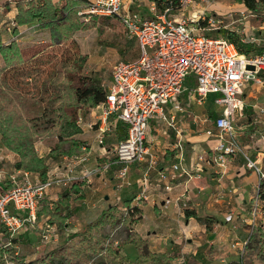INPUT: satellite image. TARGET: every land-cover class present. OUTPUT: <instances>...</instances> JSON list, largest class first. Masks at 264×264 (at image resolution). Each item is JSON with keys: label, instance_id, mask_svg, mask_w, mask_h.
Masks as SVG:
<instances>
[{"label": "built area", "instance_id": "built-area-1", "mask_svg": "<svg viewBox=\"0 0 264 264\" xmlns=\"http://www.w3.org/2000/svg\"><path fill=\"white\" fill-rule=\"evenodd\" d=\"M26 1V0H25ZM40 1V0H35ZM192 0H178V6H190ZM56 2V3H55ZM54 4L61 6V0ZM208 5V0H201ZM123 0H89L86 8L78 12L84 21L91 17L117 18L124 26L129 37L136 41L139 57L133 61H117L111 70L110 81L106 87L105 100L96 108L100 110L98 122L86 123L78 118L77 125L97 131V142L102 145L105 135L117 130V123L124 124L126 137L113 149L112 162L97 164L88 169L87 148L63 157L62 164H57L43 180H34L28 171L16 169L5 171L0 166V226L1 236L16 238L31 231L37 222L38 209L42 201L53 189L66 190L78 182H91L92 179L106 173L112 164H116L115 189L117 191L130 185L129 166L144 161L149 155L146 145L151 122H163L176 130V115L185 113L193 103L204 104L211 96V102L218 107L219 113L213 121L214 130L207 131L208 136L215 135L216 145L210 152L197 156L194 173L182 167L180 159L165 171L158 173L159 179L170 182L178 177H199L203 164L214 163L224 169L230 157L241 151L235 121L244 111L243 93L251 82L259 81V74L264 70V49L256 54H240L235 45L223 38H213L200 31L217 29L214 17L194 15L192 19L171 18L173 3L169 1L159 9L152 3L150 19L122 13ZM250 15L253 14L250 12ZM204 22V27H189L191 21ZM16 27L11 19L6 30L11 34ZM243 42H253L242 39ZM192 78L191 85H185L186 78ZM186 93V94H185ZM183 96L185 98L183 99ZM169 107L172 114L167 116ZM258 114H264V104ZM174 149L182 157L183 143L178 138ZM244 166L258 179V192L250 206L248 217L244 220L250 227L264 226V168L258 159H251L244 154ZM153 165V162L150 161ZM140 192L138 200L143 198L149 188V175L145 172L138 180ZM165 193L172 190L171 184L164 186ZM166 197L164 203H170ZM134 206H129L131 211ZM238 218L225 217L226 223L237 227ZM260 223L262 224H259ZM40 238L44 242L51 240L50 227L43 226ZM248 239L231 244V248L242 254L247 249ZM10 241L7 243L8 247ZM5 247V248H6ZM5 264H15L6 254Z\"/></svg>", "mask_w": 264, "mask_h": 264}, {"label": "rangeland", "instance_id": "rangeland-1", "mask_svg": "<svg viewBox=\"0 0 264 264\" xmlns=\"http://www.w3.org/2000/svg\"><path fill=\"white\" fill-rule=\"evenodd\" d=\"M17 1L20 0H0L1 39L5 44L15 41L20 47L37 44L40 40L39 45H41L42 51L34 62V66L40 72H48L53 64L66 61V71L77 72L80 77L95 78L101 85L107 87L112 67L117 61H133L139 56L136 41L127 35L124 26L115 18L91 17L84 21L82 16L78 15V12L83 10L82 8H79L77 15L75 14L78 28L72 29L71 26L70 37L61 43L51 45L48 30H40L37 22L20 27V32L11 34L6 30V27L13 17L11 15L16 14ZM61 1L64 4L67 0ZM208 2L211 8L204 10H202L201 0H192L190 6L185 8L173 7L171 18L189 20L190 13L201 15L204 11L203 15L212 16L215 20L220 21L215 24L217 29L200 31L204 35L218 37L220 31H234L242 39L248 41L254 39L253 42H249L254 50L264 49V13L250 15V11L245 8L242 0H208ZM157 5L161 9L165 4L163 0H159ZM198 7L202 11L196 13ZM212 9L218 10L219 13H215ZM227 12L229 13L226 14ZM204 26L206 24L201 20L200 22L191 21L189 25V27ZM83 56L86 60L82 64L80 58ZM76 66H79V69H76ZM191 80L192 78L188 76L185 85L190 86ZM69 97L71 95L67 91L66 99L68 100ZM210 98L211 96L208 97V100ZM201 106L202 104L193 103L188 109L189 113L186 111L182 114L184 115L182 117H186L188 120L187 129L192 131L201 129L191 133L192 139L200 138V141L208 137L206 126L209 125L203 121ZM79 117L84 120V115L81 113L78 114ZM150 124L152 126L154 123ZM123 126L124 124L120 123L117 133L107 137L111 143L115 144L117 140H120L124 134V131L121 130ZM83 128H80L81 132L74 138L60 142L57 137V126L47 128L40 126L37 134L33 136L36 155L47 163V167L54 161L56 165L62 164L64 156L77 152L79 145L76 146L72 142L78 141L77 137L81 136ZM170 130L172 129L163 124L161 128L158 127L156 131L147 134L146 144L152 146V162L155 168H158L165 153L170 152L168 149L171 148L170 143L176 134L173 130L171 138L173 140H170ZM151 135H155V137L151 139ZM210 138L212 137L209 136L208 140ZM3 147L0 136L1 167L7 172H11L12 167L18 161V156L6 159L5 155L13 152L4 151ZM58 153L62 154L58 155ZM258 156H262V154ZM251 158L255 157L252 155ZM111 170L110 174L106 175L107 182L104 184L102 182L101 190H96V192L87 190V194H80V189H76L68 201L69 209L63 203L55 209L58 213L64 214L68 210L70 213L67 219V222L70 223L69 227L77 224L76 222L79 220L81 226H84L83 230L75 233H71L65 228L55 230L51 240L44 242L40 238L41 233L44 232L43 229L34 227L31 237L23 236L7 248L5 247L10 239L7 235L0 236V249H6L5 253L15 263L45 259L67 245L69 252L66 255H60L53 261L46 260V264H264V261L256 255L260 243L264 241L261 227H256L248 241L247 249L242 254L229 246L232 239L226 229H222L216 234H210L209 228L203 222L204 217H200L201 220L194 217L195 219L190 221L187 216L177 217L176 215L175 218H168L166 221V219L155 220L147 215L141 216L139 213L132 216V212L127 211L130 201L125 202L123 199H117L126 190L121 189L115 194L110 192L112 184L117 183L116 178L110 179L115 167H112ZM97 186L95 183L91 189L93 190ZM104 194L111 195V199L105 200ZM133 196H135V192L128 195L130 198ZM84 198H88L87 207L86 203L81 201ZM108 202L113 205L110 209L106 206ZM69 234L74 236L67 241ZM222 237L224 238L220 239ZM188 239L189 241H187ZM245 239L247 238L243 239L242 237L239 240L245 241ZM222 259H225V262H221Z\"/></svg>", "mask_w": 264, "mask_h": 264}, {"label": "crops", "instance_id": "crops-1", "mask_svg": "<svg viewBox=\"0 0 264 264\" xmlns=\"http://www.w3.org/2000/svg\"><path fill=\"white\" fill-rule=\"evenodd\" d=\"M86 1L89 2V0ZM163 1L165 4L167 0ZM54 2L55 0H52L53 4ZM157 2H159V0H123L122 13H129L140 16L144 19H150L154 16L150 12V6L152 5V3ZM60 5H63V1ZM209 7L210 5L206 6L203 4L202 10ZM202 10L199 8L196 13L201 12ZM213 11L215 13H219L218 10L216 11V9H214ZM229 12H227L226 14H228ZM9 14L12 13L9 12ZM14 15H11L13 16V19L15 17ZM194 15L196 14L190 13V17L188 18L192 19ZM19 28L18 31L20 32L21 30ZM184 98L185 96H183V99ZM243 101L245 104L244 111L241 115L237 116L235 121V125L238 131V141L241 145L242 152L230 157L224 169H221L214 163H205L203 164L200 176L197 178L192 177L191 179H189L187 176H181L172 182L167 179H159L158 173L160 171L167 170L171 164L176 163L179 159L181 161L182 167L186 168L189 173H194V164L196 162L197 156L202 152H210L217 143V139L214 134L209 140V136L201 139V141L200 138L192 139L191 133L198 132L201 129H196L194 131L187 129L188 126L186 125L188 123V120L186 119V117H182L184 116L182 115L183 113H180L176 115L175 120V126L179 131V134H175V138L173 140L171 139L173 136V130H170L171 132L169 133L170 140H173L170 143L171 148L168 149L170 150V152L165 153L162 161L158 164V168H155L150 164V161H153V152L151 150L152 146H148L146 144L149 150V155L146 156L144 161L135 162L129 166L128 181L130 185L125 186L122 189H125L126 192L120 194L119 198L117 199H123L125 202L130 201V206L137 207V213H139L141 216L147 215L148 217L155 220L166 219V221H168V218H175L176 215L177 217H186L185 211L193 212L199 218H206L209 216L215 219V223L211 226V228L208 229L210 231V234H216L218 231L226 229L232 239L230 245L235 242H241L239 239L242 237L243 239L247 238L249 240L256 227H250L246 222H244V220L248 217L250 206L253 203L255 196L257 195L258 179L254 173L245 168L244 154L248 155L250 158L253 155L255 157L254 159H258L260 167L264 168V114L259 115L257 109L264 104V70L259 74L258 82H251L246 86L243 93ZM200 108L203 109V121L209 123V125L207 124L206 126L207 131L211 130L215 132L213 121L219 113L218 107L214 106L210 99L207 100L206 103L202 104ZM166 112L167 116H171L170 114H172V112L170 111L169 107L167 108ZM99 117L100 110L98 108H94L84 115V120L86 123L96 121L98 122ZM163 124L166 125V123L163 122L154 123L151 126L149 132L151 133V131H156L157 128H161ZM194 124H196V122H194ZM84 128L81 136L77 137L78 141L80 142L78 146L79 148L77 147V152L80 151L81 147L85 146L87 148L90 157L88 163L85 164V167L88 169H92L97 164H102L108 161L112 162V152L119 140H117V142L114 144L113 142L111 143L109 139H107V137L109 138V136H111L112 134L117 133V131L119 130V124L117 123V130L109 132L105 135L102 145L98 144L97 142L96 127H94V130ZM174 131L176 132V130ZM153 137H155V135H151V139ZM178 138H181L183 143V151L181 154L182 157H180L178 151L174 149V144ZM3 150L6 151L7 149L3 147ZM259 154H262V156H258ZM15 156L16 154L13 153L5 155L6 159H10L12 157L15 158ZM0 158L2 159V157ZM55 165V161L51 162V165L47 167L44 176H41L38 172H28L30 173L32 179L43 180L46 178L49 171H51V169L55 167ZM46 166H48L47 163ZM112 167H115V170L111 173L112 175L110 176V179L113 180L116 178V171L118 169V166L116 164H112L110 169L106 173H101L95 176L89 183L86 181H81L73 184L66 190H51L39 206L35 227L42 229L43 226H49L51 236L53 237V232L55 230H61L57 227L58 217L56 213H58V211L55 210L58 208V205L62 203L61 195L66 191L69 193L70 199L71 195L76 189H80V194H87V190H90V192H96V190H99L102 186V182L103 184L107 182L106 175L110 174V172L112 171ZM16 169L17 168L13 166L11 171H14ZM145 172H148L150 184L144 197L138 200L140 189L137 184V180ZM95 183L98 186L97 188L92 190L91 188L94 187ZM115 184H112L110 190V192L113 194L117 192V190L115 189ZM167 184H171L172 190L165 193L164 186ZM132 192H135V196L131 198L128 197V195ZM166 197H169L171 200L168 204L164 203V199ZM103 198L105 200H110L111 195L104 194ZM81 201L86 203L87 207L88 198H84ZM106 206L107 208H111L113 205L108 202ZM230 214L238 218L236 228H233L232 223L225 222V217ZM188 219L191 221L195 218L191 216ZM76 223L77 224H73L70 228V223L66 220L64 228L71 233H75L84 229V226H81V222L79 220ZM259 224L262 223H260L259 221ZM261 228L264 234V226H262ZM1 232L2 227L0 226V236ZM32 233L33 230L16 238L10 239V244H15L16 240H20V238L23 236L31 237ZM223 238L224 237L220 239ZM187 241H189V239ZM221 262H225V259H222Z\"/></svg>", "mask_w": 264, "mask_h": 264}, {"label": "trees", "instance_id": "trees-1", "mask_svg": "<svg viewBox=\"0 0 264 264\" xmlns=\"http://www.w3.org/2000/svg\"><path fill=\"white\" fill-rule=\"evenodd\" d=\"M169 1L173 3L174 8L178 6V0H167L166 3ZM87 3L86 0H67L59 8L52 0L17 1L14 33L19 32V27L37 22L40 30H48L51 45L66 41L70 37V27L78 28L75 14L77 15L79 8H86ZM242 3L253 15L264 13V0H242ZM115 20L122 25L117 18ZM220 32L218 37L213 38L228 40L235 45L240 54H256L263 50V48L254 50L249 42H243L242 37L234 31ZM39 42L20 47L15 41L3 43L0 35V136L4 147L18 156L15 164L17 169L38 172L44 176L47 166L35 153L33 136L37 134L40 126L45 128L57 126V137L60 142L77 136L81 132L77 125L78 114L85 115L104 102L106 87L95 78L80 77L77 72L66 71V61L53 64L48 72H40L34 66L37 56L42 51ZM85 60V56L81 57L80 63L83 64ZM72 64L74 65L73 62ZM76 69H79V66H76ZM67 91L71 95L68 100ZM121 130L124 131V128ZM125 137L124 132L120 140ZM72 143L79 145L77 140ZM60 154L62 153H58ZM69 196L66 191L61 195V202L67 209ZM131 211L133 216L138 209L135 206ZM56 215L57 227L62 230L70 213L67 210L65 214L61 212ZM185 215L201 220L190 211H185ZM203 222L207 228H211L215 219L208 216ZM73 236L69 234L67 241ZM5 252L6 249H0V264H5L3 260ZM68 252L69 248L65 245L45 259L18 261L15 264H46V260H56L58 256H64ZM256 255L264 261V241L260 243Z\"/></svg>", "mask_w": 264, "mask_h": 264}]
</instances>
